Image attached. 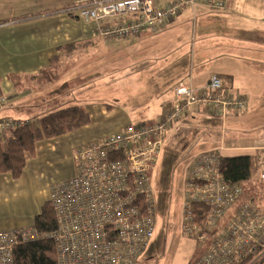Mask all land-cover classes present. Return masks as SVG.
<instances>
[{
    "label": "built area",
    "instance_id": "2783aa9c",
    "mask_svg": "<svg viewBox=\"0 0 264 264\" xmlns=\"http://www.w3.org/2000/svg\"><path fill=\"white\" fill-rule=\"evenodd\" d=\"M207 0H75L72 14L93 25L103 40L158 33L185 7ZM224 9L222 2H208ZM7 95L0 89V110ZM195 107L223 118L247 108V98L226 90L212 75L202 88L180 81L174 99L158 120L131 123L96 140L73 155L75 174L52 188L57 228L49 234L34 227L0 231V264H15V249L51 239L56 264H137L154 236L156 197L153 173L163 152L168 129ZM28 120L0 118V138L24 127ZM221 152L198 155L188 166L184 232L208 247L190 264H264V203L229 184L221 171ZM255 177L264 183V158ZM206 209L202 222L193 207Z\"/></svg>",
    "mask_w": 264,
    "mask_h": 264
},
{
    "label": "rangeland",
    "instance_id": "374dc122",
    "mask_svg": "<svg viewBox=\"0 0 264 264\" xmlns=\"http://www.w3.org/2000/svg\"><path fill=\"white\" fill-rule=\"evenodd\" d=\"M134 38L103 40L94 36L78 43L83 45L80 49L64 55L62 77L58 81L37 91L32 85L12 93L8 103V114L12 119L21 116L38 125L39 118L47 113L82 106L89 112L90 122L68 134L46 137L37 143L36 154L27 158L26 172L17 196L3 205L0 225L5 224L6 230L13 229L9 227L16 223H20L19 227L33 224L42 205L51 199L52 188L73 177L76 151L114 134L123 128H120L122 125L153 119L156 105L172 96L174 89L172 86L166 89L155 86L161 82L164 85L170 81L169 85L174 83L176 80L172 79L176 71H181L182 62L187 66L184 74L189 76L192 72L193 84H198L195 77L202 68L199 36L196 46L193 35L190 44L180 47L177 52H172L173 47L165 49L164 44L148 38ZM184 49L187 55L183 57ZM204 65L208 70L214 68L209 63ZM155 77L162 78L161 82L154 81L152 78ZM64 82H69V88L60 92ZM234 87L238 88L237 85ZM240 87L245 93H252L249 84ZM225 88L231 89L228 84ZM107 104L117 107L115 117L102 113V107L111 109ZM126 119L127 122L122 123ZM183 122H186L184 127L166 138L163 155L153 173L152 186L157 205L154 236L137 264H190L204 254L208 242L202 245L184 232L187 170L191 158L218 150L223 143L227 146L243 144V140L251 139L255 130L249 123H240L232 116L223 127L220 119L203 111L197 116L184 118L179 124ZM233 153L255 155L253 152ZM245 193L264 203V183L257 178L247 185Z\"/></svg>",
    "mask_w": 264,
    "mask_h": 264
},
{
    "label": "crops",
    "instance_id": "0c3cea01",
    "mask_svg": "<svg viewBox=\"0 0 264 264\" xmlns=\"http://www.w3.org/2000/svg\"><path fill=\"white\" fill-rule=\"evenodd\" d=\"M162 1L160 5H165L172 0ZM213 1L224 3V9L216 8L208 3ZM74 3L75 0H0V89L8 96L7 103L0 110V118H12L10 117L12 115L8 114V103L12 93L17 90L7 80V75L13 73L36 74L40 69L48 66L51 57L61 54L58 50L61 46L83 43L96 36L93 33L92 24H86L72 14L70 9ZM49 10L60 11L51 13ZM36 13L43 15L30 18L32 14ZM192 18L193 20H191ZM184 35L186 36L183 37ZM193 35L195 36V46L197 37L200 38L199 56L202 63V68L195 77L198 82L196 87L193 84L194 74L192 75V72L189 76L187 73L184 74L187 66L183 62L181 71L179 73L176 71V76L172 79L176 80L174 83L169 85L170 81L164 85L160 81L162 78L155 77L152 78L154 81L157 79L162 83L155 87L158 89L172 88L178 82L185 81L191 83L195 88H202L212 75L221 77L225 81V85L228 84L231 88L230 90L226 88L228 92L242 94L247 98V108L239 113L231 112L224 120L214 117L222 121L223 127L232 116L240 123H249L255 130L251 139L243 140V144L227 146L223 143L218 150L210 152L220 151L223 155H235L233 153L235 151L253 152L255 155H251L255 159H263L264 0H207L205 3L199 2L193 7H185L174 21L160 32H148L134 36V40L148 38L160 45L164 44L165 49L173 47L172 52H177L180 47L184 48L190 44ZM179 36H182V39H179ZM186 55L184 49L183 57ZM205 63L211 64L214 68L208 70ZM244 68L249 69L244 70ZM244 84H249L252 93L247 94L239 89ZM46 85H34V89L37 91ZM236 85L238 88L234 89ZM29 86L32 84L27 85V87ZM173 99L174 89L172 96L159 101L154 109L153 119L149 120H158L170 109ZM107 108L111 109L101 108L104 115L108 117L117 115L116 106L107 104ZM200 111L206 113L202 107H195L189 111L177 124L168 129L165 140L168 135L172 136L186 125V122L179 124L184 118H189L191 115L197 116ZM206 114L212 116L210 113ZM20 118H22L21 120L28 119L19 116L18 119ZM123 122H127V119L126 121L122 120ZM125 126L122 125L120 128ZM197 156L191 158V162ZM74 174L75 171L73 176ZM22 177L23 175L19 179H14L10 173L0 174V223L3 221V205L8 204L11 198L17 196V192L21 188ZM19 224L16 223L9 228H22L18 226ZM4 226L5 224L0 225V231L6 230L7 227ZM26 227H33V225Z\"/></svg>",
    "mask_w": 264,
    "mask_h": 264
},
{
    "label": "trees",
    "instance_id": "16d2710c",
    "mask_svg": "<svg viewBox=\"0 0 264 264\" xmlns=\"http://www.w3.org/2000/svg\"><path fill=\"white\" fill-rule=\"evenodd\" d=\"M57 11L60 10H49L51 13ZM39 15L43 14H32L30 18L33 19ZM82 46V44L61 46L58 49L61 54L51 57L48 66L40 69L38 73L32 75L13 73L7 75V80L17 90L25 89L28 84L43 86L58 81L62 77L64 55H70ZM68 88L69 82H64L59 91L62 92ZM89 122L90 114L82 106H69L47 113L39 118L38 125H35L32 120H28L24 127L0 138V174L10 173L14 179H19L27 166V158L36 154L37 143L41 139L68 134ZM256 163L257 159L251 154H222L221 171L227 183L247 187L256 178ZM193 212L198 222L204 220L206 209L203 205H195ZM32 225L39 233L43 234H49L56 230L57 219L50 200L42 205L41 211L34 217ZM14 257L15 264H56V246L51 239L21 244L15 249Z\"/></svg>",
    "mask_w": 264,
    "mask_h": 264
}]
</instances>
